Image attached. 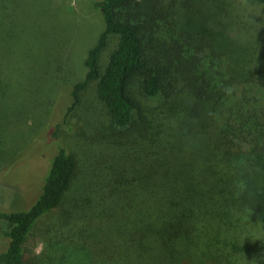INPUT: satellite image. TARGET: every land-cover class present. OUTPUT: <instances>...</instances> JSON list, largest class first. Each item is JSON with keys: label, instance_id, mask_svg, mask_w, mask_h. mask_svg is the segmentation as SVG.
Here are the masks:
<instances>
[{"label": "trees", "instance_id": "16d2710c", "mask_svg": "<svg viewBox=\"0 0 264 264\" xmlns=\"http://www.w3.org/2000/svg\"><path fill=\"white\" fill-rule=\"evenodd\" d=\"M53 1L0 0V170L53 106L62 37L39 26ZM133 4L147 16L139 26ZM91 7L102 31L82 79L67 87L64 116L94 83L116 135L86 161L90 209H64L43 229V264H264V0ZM134 80L153 109L134 98ZM47 169L29 209L0 210V264H25L29 235L61 206L77 162L59 145Z\"/></svg>", "mask_w": 264, "mask_h": 264}, {"label": "rangeland", "instance_id": "374dc122", "mask_svg": "<svg viewBox=\"0 0 264 264\" xmlns=\"http://www.w3.org/2000/svg\"><path fill=\"white\" fill-rule=\"evenodd\" d=\"M97 0H54V10L45 15L40 28H54L61 32V58L57 60L59 81L55 84L53 103L45 126L34 140L25 148L19 159L0 170V210L26 211L40 193L43 178L59 145L64 146L77 162V170L69 190L64 195L57 211L40 219L24 246L25 264H43V229L56 222L64 209L87 212L90 209V198L83 188L84 178L89 170L87 160L92 159L103 149L106 137H115L116 131L107 123L104 107L95 94V84H90L81 95L75 109L67 114L70 105L68 88L78 82L84 75L83 61L88 50L94 46L98 34L102 31V22L96 10L91 6ZM141 3L143 0H136ZM133 2H131L132 4ZM133 15L129 18L138 25L147 20L145 11L140 7L131 6ZM168 34V28L162 27ZM158 39V35H156ZM162 44V39H160ZM115 46L111 39L101 54V64ZM158 49V48H157ZM152 52H155L154 50ZM169 74H163L164 91L170 90ZM132 94L142 104L153 109L155 103L147 102L139 91L136 80L132 83ZM164 97V95H163ZM59 125L55 127V125ZM54 134V135H53ZM91 157V158H90ZM7 225L0 222V252L6 248L8 239L2 234Z\"/></svg>", "mask_w": 264, "mask_h": 264}]
</instances>
